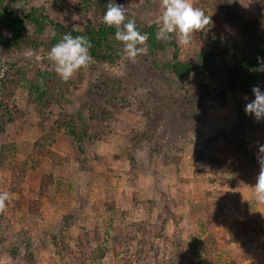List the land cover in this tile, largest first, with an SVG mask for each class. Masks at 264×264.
<instances>
[{
    "label": "rangeland",
    "instance_id": "374dc122",
    "mask_svg": "<svg viewBox=\"0 0 264 264\" xmlns=\"http://www.w3.org/2000/svg\"><path fill=\"white\" fill-rule=\"evenodd\" d=\"M111 2L139 25L157 24L163 11L162 0H28L23 11L44 6L54 22L83 28ZM191 2L211 23L190 45L173 38L197 72L177 78L170 48L92 62L65 81L64 106L43 115L34 88L52 64L53 30L35 36L29 26L17 52L0 44V71L22 73L8 110L0 107V193L9 194L0 264H72L84 251L105 253L89 264H264V204L254 189L264 120L244 111L264 81L245 83L227 52L250 58L264 47V0ZM36 143L54 160L28 162ZM16 161L26 182L14 193Z\"/></svg>",
    "mask_w": 264,
    "mask_h": 264
},
{
    "label": "trees",
    "instance_id": "16d2710c",
    "mask_svg": "<svg viewBox=\"0 0 264 264\" xmlns=\"http://www.w3.org/2000/svg\"><path fill=\"white\" fill-rule=\"evenodd\" d=\"M28 5V0H0V44L8 50L15 52L21 50L29 37L28 28L30 26L35 36H40L48 28H51L53 30L52 47L68 32H71L73 36H87L92 44L90 49L92 62L116 64L124 58L123 46L121 42L116 41L114 38L115 26L109 27L102 20L94 26L69 27L54 22L46 13L44 6H30L28 7L29 10L24 12L23 7ZM136 25L138 30L147 33L149 36L147 41L148 53L152 55L157 52H164L168 48L173 50L169 68L177 78L186 79L189 75L198 71L200 67L194 65L191 61L181 59L179 46L173 36L167 40L159 38V26L157 24ZM3 32L9 33L11 37L5 38ZM254 46V52L250 58L241 57L237 51L227 52L235 59L237 70H246L248 75L244 82L255 85L264 81V70H262L261 63V61H264V47ZM216 56L214 55L212 58ZM2 68L4 69V67ZM21 82L22 73L18 66L12 65L0 71V107L2 109L8 110ZM68 91V84L57 75L52 62L51 66L42 75L41 85L34 88V93L37 95L34 98L36 112L43 115L55 107L64 106ZM60 127H63L69 136L76 137V130L72 123H60ZM46 158L54 160L50 151L46 153L41 143H36L28 162L33 165L41 164ZM216 161L218 160L216 159ZM10 167L13 172L10 190L14 193L20 192L26 182V170L23 164L17 161L14 164L11 163ZM100 254L97 256V252L88 253L84 251V253H80L75 257V262H72V264H89V262H96L100 258L102 260L105 253L103 251Z\"/></svg>",
    "mask_w": 264,
    "mask_h": 264
},
{
    "label": "clouds",
    "instance_id": "9594fccd",
    "mask_svg": "<svg viewBox=\"0 0 264 264\" xmlns=\"http://www.w3.org/2000/svg\"><path fill=\"white\" fill-rule=\"evenodd\" d=\"M162 8L156 21L159 25L158 35L164 40L174 36L181 46L190 45L192 34L202 31L211 23L210 16L201 8L195 7L191 0H162ZM102 20L109 27L115 26L114 38L121 42L123 53L128 59L134 61L147 51L149 36L138 30L134 19L128 18L126 7L115 2L109 3ZM91 47V41L85 35L73 36L71 32L64 34L49 53L57 75L67 81L76 71L87 68L92 63ZM261 63L264 70V61ZM252 94L254 99L246 103L244 111L257 121L264 120V90L255 86ZM258 162L260 172L254 187L255 198L257 203L264 204V145L259 147ZM8 200L7 192L0 193V212L6 209Z\"/></svg>",
    "mask_w": 264,
    "mask_h": 264
}]
</instances>
